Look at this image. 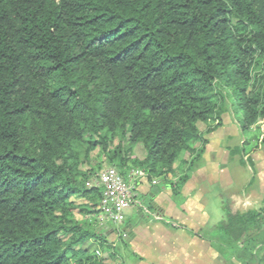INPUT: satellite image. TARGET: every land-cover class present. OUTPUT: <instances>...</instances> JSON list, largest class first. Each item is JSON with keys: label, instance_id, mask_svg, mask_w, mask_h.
Listing matches in <instances>:
<instances>
[{"label": "trees", "instance_id": "obj_1", "mask_svg": "<svg viewBox=\"0 0 264 264\" xmlns=\"http://www.w3.org/2000/svg\"><path fill=\"white\" fill-rule=\"evenodd\" d=\"M234 106L241 131L264 123V0H0V264H111L91 153L180 206ZM222 214L188 232L264 264V194Z\"/></svg>", "mask_w": 264, "mask_h": 264}, {"label": "rangeland", "instance_id": "obj_2", "mask_svg": "<svg viewBox=\"0 0 264 264\" xmlns=\"http://www.w3.org/2000/svg\"><path fill=\"white\" fill-rule=\"evenodd\" d=\"M241 117L242 111L236 106L224 115L222 126L210 135L208 151L205 157H202L199 162V167L204 165L209 173L218 175V180L213 187H205V189H203L206 193L203 199L205 203L204 207L206 214L209 215L208 226L223 219L224 215L220 210L223 204L220 202H224L229 193L241 192L247 183H249L248 181L251 180L253 173L255 174L254 182L249 187H254L257 184L259 175L264 179V142H260L264 123L250 130L241 131L237 123L238 119ZM201 127L204 128L203 126ZM116 143L117 140H114L111 147L116 145ZM135 154H138V152H135ZM243 155L246 156L245 159ZM248 155H250V160L252 162H246ZM242 159L244 160V164L241 162ZM108 166H110V164L107 163L103 154L96 150L91 153L89 162L83 169L98 173ZM227 176L232 180L228 184ZM145 182L148 184L150 183V186H147V190L141 194L145 200L141 201L134 198L130 207L125 210V214L131 215L132 210L137 209L139 212L141 211L145 217L156 218L160 216L159 212L154 211L152 207L156 209L159 208L156 205L153 206L150 204L151 202L147 198L148 192H154L151 185H158V182L156 180L151 182L146 180ZM249 194H251L249 195L251 198L248 204L236 206L235 203L232 202V206L238 211L245 210V207H249L250 209L258 208L261 203L262 194H264V187ZM167 206L168 204L166 203L163 209L167 210L168 213L169 210ZM149 207H151V209ZM173 222H175V220H173ZM98 223L97 221L96 224ZM106 225L110 226L111 224L107 223ZM169 228L174 230L171 227ZM118 237L125 239V236L120 233L115 236L110 235L106 237L109 246H104L102 249H99L93 245L92 248L94 250L98 249L100 252L99 257L105 259H108V253H112V249H114L118 255L114 260H110L111 264H139L141 261L144 262L143 264H224L221 258L212 250H209L207 255L204 254L203 257L197 261L179 258L178 254H171L173 258L169 255L170 258L168 257V259L156 258L155 260L152 259V255L147 250L144 249L138 253L131 247L124 245ZM192 256L193 255L188 254L187 257Z\"/></svg>", "mask_w": 264, "mask_h": 264}, {"label": "crops", "instance_id": "obj_3", "mask_svg": "<svg viewBox=\"0 0 264 264\" xmlns=\"http://www.w3.org/2000/svg\"><path fill=\"white\" fill-rule=\"evenodd\" d=\"M211 134L208 135V143L202 157H205L206 152L208 151ZM243 158L245 159L246 156L243 155ZM242 161L244 162L243 159ZM247 161L252 162L250 160V155L247 156L246 162ZM214 175L215 173H209L204 165L200 166L195 172H193L183 187L182 197L184 203L180 206H177L172 201L167 189L160 188L158 185H151L154 192H148L147 198L150 200V204L153 206L156 205L159 208L156 209L155 207H152L154 211L159 212L160 216L156 218L145 217L141 211L139 212V210L133 209L131 215L125 214L122 223L118 225H106L105 231L108 235L107 237L110 235L115 236L120 233L125 236L127 247H131L138 253L145 249L150 252L152 259L155 260L156 258L168 259L169 255L173 258L171 254H178L179 258L183 259L200 260L204 254H208L210 249L205 241L197 236L191 235L188 230H191L194 233H199L202 229L208 226L209 215L206 214L204 207L205 203L203 202V199L206 193L203 189H205V187L211 188L215 185L218 180V175ZM227 179V184L232 181L229 176H227ZM145 181L146 180H141L137 184L134 197L137 200H145L141 194L147 190V186H150V183L148 184ZM248 184L249 183H247L241 192L229 193L224 202H228L231 206L232 202L235 203L236 206L248 204L251 198L249 196L251 194L249 193L260 190L264 187V179L259 175L257 178V184L254 187L249 188ZM247 189L249 190L247 191ZM224 202L220 203L223 204ZM166 203L168 204V213L167 210L163 209ZM232 208L237 210L234 206H232ZM248 209L250 208L245 207V210ZM220 210L222 211V209ZM169 220H175V223L182 226L183 229L171 230L166 225ZM188 254L193 256L187 257ZM143 263L144 262L142 261L139 262V264Z\"/></svg>", "mask_w": 264, "mask_h": 264}, {"label": "built area", "instance_id": "obj_4", "mask_svg": "<svg viewBox=\"0 0 264 264\" xmlns=\"http://www.w3.org/2000/svg\"><path fill=\"white\" fill-rule=\"evenodd\" d=\"M146 174L141 170H131L125 179L118 171L108 166L96 174L88 182V187H98L101 190V198L97 206L96 219L105 229L106 224L118 225L125 218V210L130 207L135 197L137 184L146 179ZM99 257L100 252L96 249Z\"/></svg>", "mask_w": 264, "mask_h": 264}]
</instances>
